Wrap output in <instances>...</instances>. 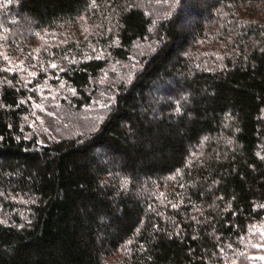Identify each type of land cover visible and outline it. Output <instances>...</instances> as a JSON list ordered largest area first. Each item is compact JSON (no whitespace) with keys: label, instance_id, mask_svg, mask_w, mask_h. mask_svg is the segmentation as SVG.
Wrapping results in <instances>:
<instances>
[{"label":"trees","instance_id":"obj_1","mask_svg":"<svg viewBox=\"0 0 264 264\" xmlns=\"http://www.w3.org/2000/svg\"><path fill=\"white\" fill-rule=\"evenodd\" d=\"M0 264H264V0H0Z\"/></svg>","mask_w":264,"mask_h":264}]
</instances>
